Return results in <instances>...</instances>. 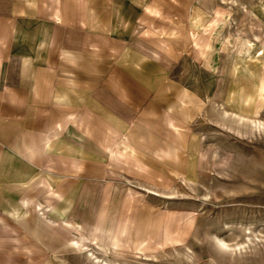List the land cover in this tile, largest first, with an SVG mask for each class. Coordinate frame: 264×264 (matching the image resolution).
Wrapping results in <instances>:
<instances>
[{
  "label": "crops",
  "instance_id": "crops-1",
  "mask_svg": "<svg viewBox=\"0 0 264 264\" xmlns=\"http://www.w3.org/2000/svg\"><path fill=\"white\" fill-rule=\"evenodd\" d=\"M200 1L0 0V264H68L71 247L120 241L115 177L176 183L180 152L147 114L156 84L133 67L154 64L134 24L215 73L226 15Z\"/></svg>",
  "mask_w": 264,
  "mask_h": 264
},
{
  "label": "rangeland",
  "instance_id": "rangeland-1",
  "mask_svg": "<svg viewBox=\"0 0 264 264\" xmlns=\"http://www.w3.org/2000/svg\"><path fill=\"white\" fill-rule=\"evenodd\" d=\"M200 6L226 15L209 75L149 44L142 17L134 24L154 63L133 66L156 84L147 114L162 145L180 152L182 174L163 190L115 177L121 240L71 247L68 264H264V0Z\"/></svg>",
  "mask_w": 264,
  "mask_h": 264
},
{
  "label": "bare ground",
  "instance_id": "bare-ground-1",
  "mask_svg": "<svg viewBox=\"0 0 264 264\" xmlns=\"http://www.w3.org/2000/svg\"><path fill=\"white\" fill-rule=\"evenodd\" d=\"M249 239V238H248Z\"/></svg>",
  "mask_w": 264,
  "mask_h": 264
}]
</instances>
